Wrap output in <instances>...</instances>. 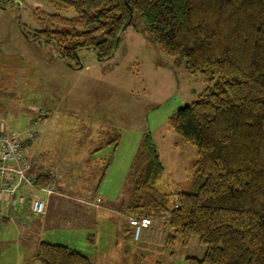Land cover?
Returning <instances> with one entry per match:
<instances>
[{
    "label": "trees",
    "instance_id": "16d2710c",
    "mask_svg": "<svg viewBox=\"0 0 264 264\" xmlns=\"http://www.w3.org/2000/svg\"><path fill=\"white\" fill-rule=\"evenodd\" d=\"M16 1L0 0V8ZM45 1L59 12L36 6L32 13L53 27L23 33L29 41L53 46L72 68L82 64L83 49L93 48L100 61L112 58L137 14L160 48L181 59L190 73H214L199 99L168 119L197 149L194 189L177 192L172 207L169 195L161 201L152 195L165 165L147 132L134 162L136 183L127 210L161 218L162 244L173 245L180 235L189 245L197 237L205 255L187 257V264H264V0ZM70 10L76 15L60 13ZM52 181V174L43 172L35 184ZM127 237L141 240L133 227ZM35 261L93 264L80 251L47 241L38 245Z\"/></svg>",
    "mask_w": 264,
    "mask_h": 264
},
{
    "label": "rangeland",
    "instance_id": "374dc122",
    "mask_svg": "<svg viewBox=\"0 0 264 264\" xmlns=\"http://www.w3.org/2000/svg\"><path fill=\"white\" fill-rule=\"evenodd\" d=\"M36 6L51 13L59 12L45 0H18L10 7L0 8L2 130L19 135L25 148L26 144L36 146L39 140L45 141L46 145L41 144L48 149L47 159L58 163L59 160L62 164L70 163L78 157L76 160L80 167L77 169H82L77 173L79 182L68 183V188L79 186L82 195L89 199H93L92 195L96 199L98 194L107 199L113 216L119 218L120 224L126 221L120 214L126 211L136 183L134 162L138 159L144 135L149 132L165 165L163 177L152 195L159 201L164 195H169L168 204L172 207L177 192L194 189L193 166L198 155L196 147L178 135L168 119L178 109L197 101L214 81V73H190L181 59L160 48L137 14L133 25L123 32L112 58L100 61L91 48L80 51L82 64L79 67L62 69L57 62L48 66L42 59L57 57L54 47L29 41L23 33V29L31 33L53 27L35 18L32 10ZM60 13L67 17L76 15L72 10ZM47 111L50 114L48 119ZM28 132L38 134L29 144ZM57 145H66L67 150L57 151ZM92 146H103V149L93 153L92 157L88 151ZM32 164L35 172L39 171V166L33 161ZM95 164L108 165L99 188L92 186L97 170ZM27 201L14 208L29 206L30 201ZM117 218L113 221L115 230L111 232V235L114 233L115 260L108 264H155L156 261L187 264V257L203 258L205 255L206 247L197 237L189 245L183 244L180 235L173 245L162 244L166 233L162 234L161 229L147 234L148 239L141 250L135 249L140 242L132 239L128 248L118 236ZM23 219L26 217L0 225V240L4 242L0 244L1 264H20L18 258L23 255V244L22 240L16 242L18 233L22 229L19 238L26 237L28 230L32 232L35 229L33 217L30 219L28 216L27 225ZM153 221L155 223V219ZM20 222L23 228L16 224ZM159 224L157 220L154 227H161ZM45 237L60 243L67 242L62 237L50 238L52 236L48 233ZM107 239L109 237L104 236L103 243L109 242ZM76 240L69 242L70 245ZM88 248L83 249L86 251ZM32 252L29 247L28 257ZM87 253L94 256L93 252ZM94 257L96 264L98 258Z\"/></svg>",
    "mask_w": 264,
    "mask_h": 264
},
{
    "label": "crops",
    "instance_id": "0c3cea01",
    "mask_svg": "<svg viewBox=\"0 0 264 264\" xmlns=\"http://www.w3.org/2000/svg\"><path fill=\"white\" fill-rule=\"evenodd\" d=\"M41 51L42 50H39V52ZM43 53L45 54V51H43ZM42 61H44V63L48 66H51L54 62H57V66H61L62 69H72V67L67 65L58 56H54L52 58H43ZM49 115L50 114L47 111V119ZM0 129L2 130L1 127ZM37 136L38 134L36 135V137ZM32 139H28L27 137V141H29L27 143L29 144ZM39 141L40 142H38L36 146H27L26 144L27 148H25V144H23L25 150V157L31 162L33 161L40 168L39 171L36 172L35 169H32L30 171V173L34 176V181L38 174L43 172H49L53 176V181L51 182V184L44 187L40 186L45 188L42 189L39 188L37 185L33 186L29 183L21 182L16 187L15 192L12 196H10V194L6 191L0 193V225L11 222L13 219L14 222H18L20 218L25 217L26 219H23V223H25L24 225H27L26 223H28V216L30 217V219H32V217L34 218L32 219V222L35 226V229L32 230V232L31 230H28L26 237L20 236V238L19 234L21 233L22 229L18 233V239L16 242H21L22 240L23 244V255L18 258L20 264L22 262H24V264H36V261L34 260L35 252L38 245L42 241L64 244L77 251H80L85 255L88 254L87 252H93L92 254L94 256H97L98 258L96 264H108V262L114 261L115 256L113 255L114 249L112 244V236L114 235V233L113 235H111V232H114L115 230V226H113V221L114 218L117 217L113 216V210L110 208L108 200L104 197H100L99 194L96 195V199H94L95 195H92L93 199H89V197H85V195H82V192L79 191V186H76L77 188H73V186H71L72 188H68V183H76L78 181L79 178H77V173L82 170L81 168V170L77 169L80 167L78 161L76 160L78 159V157L75 159V161L72 160L70 161V163H68V161L65 162V164H62L61 160H59L58 163L57 161L51 158L47 159V156H49V154L47 153L48 149L43 148L42 145L43 143L46 145V142L43 140ZM22 142L24 141L22 140ZM53 145L54 144H52V146ZM95 147L96 146H92L88 149L92 157L93 153L97 154V152L103 149V146L97 148ZM56 148L57 151L60 152L67 150L66 145H57ZM106 164L94 165L97 167V170H95L94 172V178L92 181L93 188L100 187L99 185L100 183H102L106 170L108 168V165L106 166ZM8 174L9 175H7L5 179H7L9 181V184L13 186L15 183L11 180V174ZM89 193L91 194V192ZM21 196H23L24 198L22 203L19 201V198ZM34 197H39L46 200V209L44 213L35 214L33 212L32 201ZM27 200L30 201L29 206L26 205L22 206L21 208H14L17 207L19 204H25ZM127 205L126 211L121 214L119 213L121 217H124L126 219V221L124 224H120V222L118 223L119 218H117L116 229L118 230V236L121 237V240L124 241L125 245L129 248V239L127 237V234H129V232H132V227L129 225V216L133 214L128 212ZM153 218L155 219V223H157L158 220V222L160 223L159 226L161 227H154L155 223L153 222V225L149 229L144 231L142 235L143 237H141L142 240L136 241L140 242L138 245L136 243L137 246L135 249H137L138 251L144 247V241H147L148 238L146 236L149 232L155 233L156 231H160L161 229L162 234H164V231L162 230L164 229L162 219L158 216ZM23 223L20 222L19 224H16L20 228H23ZM107 224H110V227H107ZM47 233L52 236L50 238L62 237L65 238L68 243L65 241H61L63 243L52 241L55 239H48L45 237ZM104 236H106V238L109 237V239H107L109 242L105 241L106 244L103 243ZM75 238H77L76 243H71L72 245H70L69 242L75 241ZM162 241L163 240H161V243ZM1 243L4 242L0 240V244ZM158 243H160L159 240ZM29 247L31 248V251H34L30 254V257H28L27 255ZM86 247L88 248V250L86 249V251H84L83 248ZM99 250L101 251L100 254ZM125 252L128 253L126 250ZM87 256L91 259L92 263L95 264L93 259L95 257L92 255ZM1 258L2 257L0 253V264Z\"/></svg>",
    "mask_w": 264,
    "mask_h": 264
},
{
    "label": "built area",
    "instance_id": "2783aa9c",
    "mask_svg": "<svg viewBox=\"0 0 264 264\" xmlns=\"http://www.w3.org/2000/svg\"><path fill=\"white\" fill-rule=\"evenodd\" d=\"M37 134L28 132V139L35 138ZM33 164L25 157L23 142L19 135L15 133H6L0 129V193L8 192L10 196L15 192L16 187L21 182L36 186L34 176L30 173ZM8 173L11 174V180L15 183L13 186L5 179ZM24 200L23 196L19 201ZM46 209V201L39 197H34L32 201V210L35 214H42ZM129 222L134 228L135 239H141L145 230L153 224V219L147 215L138 216L137 214L129 217Z\"/></svg>",
    "mask_w": 264,
    "mask_h": 264
}]
</instances>
